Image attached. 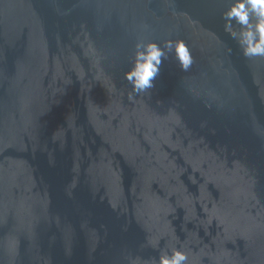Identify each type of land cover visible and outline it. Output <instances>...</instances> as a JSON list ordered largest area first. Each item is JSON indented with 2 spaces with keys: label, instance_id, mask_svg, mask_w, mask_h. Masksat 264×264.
I'll use <instances>...</instances> for the list:
<instances>
[{
  "label": "water",
  "instance_id": "95a60500",
  "mask_svg": "<svg viewBox=\"0 0 264 264\" xmlns=\"http://www.w3.org/2000/svg\"><path fill=\"white\" fill-rule=\"evenodd\" d=\"M226 7L0 0V264H264V58ZM168 38L192 67L130 99L135 41Z\"/></svg>",
  "mask_w": 264,
  "mask_h": 264
},
{
  "label": "clouds",
  "instance_id": "9594fccd",
  "mask_svg": "<svg viewBox=\"0 0 264 264\" xmlns=\"http://www.w3.org/2000/svg\"><path fill=\"white\" fill-rule=\"evenodd\" d=\"M221 19L224 31L237 42L244 58H264V0H227ZM231 51L229 48V54ZM170 55L184 72L193 65L190 46L181 38H168L162 42L148 39L135 41L130 65L124 72V79L131 86L130 99L155 87L162 65ZM152 264H189V255L180 244L170 250L160 249Z\"/></svg>",
  "mask_w": 264,
  "mask_h": 264
}]
</instances>
